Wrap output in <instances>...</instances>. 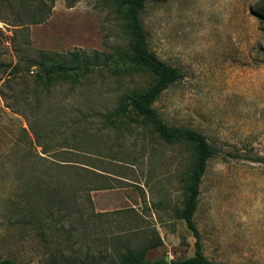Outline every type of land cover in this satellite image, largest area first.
<instances>
[{"label": "rangeland", "instance_id": "rangeland-1", "mask_svg": "<svg viewBox=\"0 0 264 264\" xmlns=\"http://www.w3.org/2000/svg\"><path fill=\"white\" fill-rule=\"evenodd\" d=\"M263 1L144 0L140 12L147 49L182 74L151 108L214 151L192 219L215 264H264ZM29 11L0 4V260L114 264L152 245L146 262L192 256L177 218L191 145L114 112L153 81L127 64L122 16L111 0H53L44 23H15ZM74 50L99 53L98 64L39 87L28 62Z\"/></svg>", "mask_w": 264, "mask_h": 264}, {"label": "trees", "instance_id": "trees-1", "mask_svg": "<svg viewBox=\"0 0 264 264\" xmlns=\"http://www.w3.org/2000/svg\"><path fill=\"white\" fill-rule=\"evenodd\" d=\"M78 0H65L67 8L73 6ZM118 13L125 21L127 32L130 36V47L126 57L127 64L134 70L148 71L153 81L143 91H129L125 93L114 109L116 114H126L130 111L134 116L141 118L151 125L152 131L164 143L171 144L180 141L189 143L193 150L192 166L187 174L185 198L182 208L177 212V218L182 220L187 230L193 237L192 256L170 262L155 260L145 261V252L152 246L132 251L125 250L119 255L114 264H215L205 258L202 253V245L198 231L193 222V214L197 206L199 185L206 171L207 162L213 156L212 147L197 131L187 128H169L158 114L151 108V104L159 94L182 78L181 72L163 61L157 59L148 49L145 31L140 21V12L144 0H111ZM0 4L6 9H30L31 11L20 14L16 12L15 23L38 25L44 23L50 14L53 0H0ZM259 19L264 21V1L261 3ZM18 24V25H19ZM99 53L93 51L89 59L82 51H70L63 57L40 52L37 61H29L27 68L35 67L33 79L40 87H48L58 80H77L89 73L92 67L98 64ZM104 58V61L108 58ZM70 161H61L57 166L67 165ZM0 264H14L10 260L2 259Z\"/></svg>", "mask_w": 264, "mask_h": 264}]
</instances>
